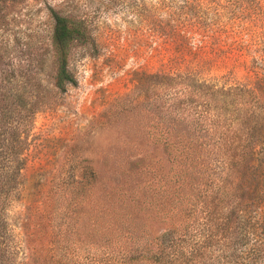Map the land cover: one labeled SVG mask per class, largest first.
<instances>
[{"label":"rangeland","instance_id":"374dc122","mask_svg":"<svg viewBox=\"0 0 264 264\" xmlns=\"http://www.w3.org/2000/svg\"><path fill=\"white\" fill-rule=\"evenodd\" d=\"M50 8L85 19L91 33L69 50L75 83L65 91L53 87ZM207 29L220 30L219 38ZM184 71L220 85L253 80L254 105L264 115V0L0 5V92L13 86L35 110L29 116L16 106L10 114L28 135L21 183L5 212L0 264H153L122 257L184 219L170 199L172 183L160 188L175 167L162 141L176 131L189 137L173 121L175 111H163L180 91L169 78ZM201 155L189 162H201ZM261 219L264 213L252 222L257 231L249 245L264 253Z\"/></svg>","mask_w":264,"mask_h":264},{"label":"trees","instance_id":"16d2710c","mask_svg":"<svg viewBox=\"0 0 264 264\" xmlns=\"http://www.w3.org/2000/svg\"><path fill=\"white\" fill-rule=\"evenodd\" d=\"M18 1L0 0V5L13 6ZM49 12L53 87L65 91L75 83L68 67L69 50L73 44L90 41L91 33L85 19L62 14L54 8ZM207 32L212 38H219L221 34L216 29H207ZM195 75L184 71L169 78L180 86V91L172 95L171 102L163 109L168 113L175 111L173 121L176 126L185 127L189 135L184 139L176 131L172 140L162 141L175 167L174 178L166 188H160L168 190L172 185L170 199L175 201L184 219L136 243V248L132 247L134 253L123 255L125 261L141 257L153 264H256L257 260H264L263 247L249 245L250 237L257 231L252 222L257 224L264 213V201L261 203L264 200V115H259L254 105L258 93L251 79L220 85ZM13 89L10 86L0 92L1 240L7 231V206L21 183L25 165L21 144L28 135V127L19 120L14 124L10 119L11 110L16 106L28 109L29 103L26 96ZM34 111V107L26 110L29 116ZM162 115L163 120L168 118ZM154 144L162 145L159 140ZM195 153L202 154L201 162H189ZM186 203L190 204L188 209L183 207ZM254 204L259 209L249 217ZM261 223L264 224V219Z\"/></svg>","mask_w":264,"mask_h":264}]
</instances>
